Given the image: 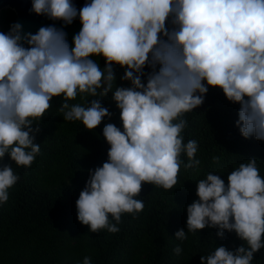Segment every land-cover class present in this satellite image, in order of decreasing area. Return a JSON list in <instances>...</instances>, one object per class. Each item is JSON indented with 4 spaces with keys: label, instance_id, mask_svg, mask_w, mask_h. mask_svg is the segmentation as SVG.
Wrapping results in <instances>:
<instances>
[{
    "label": "clouds",
    "instance_id": "clouds-1",
    "mask_svg": "<svg viewBox=\"0 0 264 264\" xmlns=\"http://www.w3.org/2000/svg\"><path fill=\"white\" fill-rule=\"evenodd\" d=\"M31 10L65 24L79 16L82 27L74 47L55 25L33 34L13 22L0 31V159L7 153L17 165H31L40 152L33 123L54 96L62 97L64 120L94 129L111 116L109 109L99 99L87 106L69 100L78 92H112L122 128L104 125L108 159L89 169L75 202L90 231L119 232L122 213L142 211L144 203L134 198L142 182L172 188L181 153L189 158L185 168L199 165L197 142H183V114L203 103L208 86L239 103L236 124L245 138L264 141V0H90L79 10L72 0H32ZM93 55L105 58L103 67ZM114 64L124 67L120 79L130 86L113 88ZM18 179L9 164L0 166V204ZM227 181L209 172L197 182L186 226L188 232L215 227L221 237L234 230L244 243L234 250L219 245L200 256L201 264H252L264 248V177L256 159L240 163ZM175 237L182 241L186 232L181 228ZM174 252H182L179 244ZM82 264H92L90 257Z\"/></svg>",
    "mask_w": 264,
    "mask_h": 264
},
{
    "label": "trees",
    "instance_id": "trees-1",
    "mask_svg": "<svg viewBox=\"0 0 264 264\" xmlns=\"http://www.w3.org/2000/svg\"><path fill=\"white\" fill-rule=\"evenodd\" d=\"M16 17L14 10L3 9L0 31L7 32ZM92 58L104 66L102 55ZM113 70V88L130 86L129 81L120 79L124 67L114 64ZM150 70L145 67L146 72ZM92 99H99L111 112L94 129H87L80 120H64L62 97L54 96L45 115L33 123L39 128L34 142L40 144V152L31 165H17L7 153L0 159V166L9 164L19 176L8 190V200L0 204V264H82L85 256L92 264H201L200 256H207L219 245L234 250L244 243L234 230H224L221 237L215 227L188 232L186 226L187 205L198 199L197 182L207 173L220 175L227 184L228 174L254 157L264 177V141L240 133L238 102L229 101L218 86H208L203 103L183 114L187 122L181 132L183 142H197L199 165L185 168L189 158L181 153L183 163L172 188L142 182L141 192L134 198L144 203L143 210L135 215L122 213L120 231L112 233L107 229L90 231L77 218L75 202L89 178V169L108 159L110 145L103 127L114 123L122 128L112 92L100 97L78 92L69 104L87 106ZM214 156L219 160L214 161ZM181 228L186 232L182 241L175 237ZM178 244L182 248L179 255L174 252ZM252 264H264V248L254 253Z\"/></svg>",
    "mask_w": 264,
    "mask_h": 264
},
{
    "label": "water",
    "instance_id": "water-1",
    "mask_svg": "<svg viewBox=\"0 0 264 264\" xmlns=\"http://www.w3.org/2000/svg\"><path fill=\"white\" fill-rule=\"evenodd\" d=\"M90 0H72L79 10L85 3ZM32 0H0V12L5 8H10L16 13V21L22 25V33L31 32L35 34L41 26L55 25L63 28L67 33V40L70 47H74L72 37L78 33L82 27L79 16L73 19L71 24H65L62 20H53L43 14H37L31 10ZM166 27L172 25L166 21Z\"/></svg>",
    "mask_w": 264,
    "mask_h": 264
}]
</instances>
